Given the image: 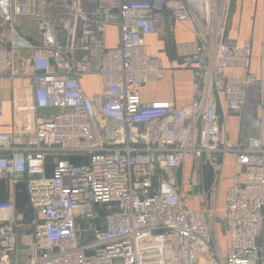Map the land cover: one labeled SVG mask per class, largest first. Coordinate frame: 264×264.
Segmentation results:
<instances>
[{
    "label": "built area",
    "instance_id": "1",
    "mask_svg": "<svg viewBox=\"0 0 264 264\" xmlns=\"http://www.w3.org/2000/svg\"><path fill=\"white\" fill-rule=\"evenodd\" d=\"M230 3L0 0V80L18 83L0 124V180L23 184L34 213L0 200V264H17L23 227L31 237L20 264H264V72L249 71L250 40H224ZM169 22L190 23L193 35L174 45L193 78L182 106L139 94L165 74L144 37ZM87 75L102 90L86 94ZM227 112L239 116L234 142ZM227 153L242 176L230 178L223 204L190 198L178 178L190 169L200 184L210 167L218 191L215 165Z\"/></svg>",
    "mask_w": 264,
    "mask_h": 264
},
{
    "label": "crops",
    "instance_id": "2",
    "mask_svg": "<svg viewBox=\"0 0 264 264\" xmlns=\"http://www.w3.org/2000/svg\"><path fill=\"white\" fill-rule=\"evenodd\" d=\"M190 23L185 22H169L162 33H151L144 37L146 50L150 55L161 58L165 66L164 77L155 83H149L139 88V94L142 101H170L177 106L189 103L193 96L191 89L192 73L190 70L179 67V62L174 45L177 42L188 41L193 35L190 30ZM108 30L116 29L109 26ZM108 45L116 44V37H108ZM224 40L232 45H241L244 40L251 42V56L249 63V71L260 75L264 72V0H231L228 17L226 22ZM228 74H233L232 70H228ZM18 83L9 80H0V100L1 96L6 93L5 106L11 109V101L15 93L18 91ZM82 88L86 94L92 95L102 90L103 85L101 79L97 75H87L81 79ZM9 122V121H5ZM4 122V123H5ZM227 137L230 142L236 141L239 130V116L235 112H227L226 119ZM7 130V128L5 129ZM217 173L223 180L219 183L217 199L218 206L223 204L224 190L230 183V178L235 174L242 172L239 166L235 164L232 153L221 156L219 162L215 165ZM212 172L211 168L204 171L208 174ZM3 190V189H2ZM3 195V192H0ZM215 197V199H216ZM212 199V196L209 197ZM191 207H197V200H190ZM27 215H30L26 212ZM29 218V216H27ZM264 249V235L261 240ZM22 253L16 252L13 260L20 264L24 260L25 251L20 246Z\"/></svg>",
    "mask_w": 264,
    "mask_h": 264
},
{
    "label": "rangeland",
    "instance_id": "3",
    "mask_svg": "<svg viewBox=\"0 0 264 264\" xmlns=\"http://www.w3.org/2000/svg\"><path fill=\"white\" fill-rule=\"evenodd\" d=\"M24 21H26V20H24ZM29 23H31V22H29ZM26 26H27V24H24V27H26ZM114 32H116V31L114 30ZM114 32H113V30H108V37L113 36V38H114ZM108 40H109V38H108ZM9 81H11V80H9ZM6 97H8L7 91L5 94H3L1 96L4 115L2 118H0V124L4 123L5 121L11 120V109H8L7 106H5V103H6L5 98ZM207 168H210V167H207ZM187 172L189 173V175L185 177L183 182H181L180 178H178V180L180 182L181 187L183 188V190L186 193H188L190 198H193V195L202 194L207 198L208 202H211L210 204H212V203L214 204L216 201V203L218 205L219 198L217 199V197H216V199H215V196L218 193V191L216 190L217 187L213 189V172L210 171L208 174L205 173L204 176L202 175L203 178L201 179L202 182H200V184H197L194 181L193 178H194L195 174H193L192 170L188 169ZM178 176H180V172H178ZM3 182H4L3 187H1L2 183H0V188L3 189V195H1V199H12L13 200V198H14L16 208L18 210L23 211L26 216L33 218L34 213H33L32 209L30 208V205L28 203L26 189L23 187L24 188V190H23V188L20 187V184L16 185V186H12L6 181H3ZM211 196H212V199L209 198ZM191 200H194V199H191ZM197 205H199V202ZM26 212H28L30 215H27ZM216 232H217L219 244H220V246H223L224 242H225V237H224V231H223L222 227L221 226L216 227ZM263 235H264V231H263ZM30 237H31V230L29 227H23L17 231L16 250H17V252L22 253L23 250H20V246L24 248V251H25L24 259L28 255V250H29V245H30V239H29Z\"/></svg>",
    "mask_w": 264,
    "mask_h": 264
},
{
    "label": "trees",
    "instance_id": "4",
    "mask_svg": "<svg viewBox=\"0 0 264 264\" xmlns=\"http://www.w3.org/2000/svg\"><path fill=\"white\" fill-rule=\"evenodd\" d=\"M70 158H72L74 161H77V157H71L70 156ZM0 183H2V186L1 187H3L4 186V182L2 180H0ZM20 187L23 188L24 185L23 184H20ZM23 190H24V188H23ZM0 192H3L2 188H0ZM0 200H4V199H1V195H0Z\"/></svg>",
    "mask_w": 264,
    "mask_h": 264
}]
</instances>
